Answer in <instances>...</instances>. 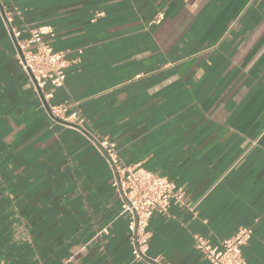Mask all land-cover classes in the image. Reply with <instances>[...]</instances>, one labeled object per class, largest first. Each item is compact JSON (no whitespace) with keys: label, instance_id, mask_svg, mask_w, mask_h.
<instances>
[{"label":"crops","instance_id":"0c3cea01","mask_svg":"<svg viewBox=\"0 0 264 264\" xmlns=\"http://www.w3.org/2000/svg\"><path fill=\"white\" fill-rule=\"evenodd\" d=\"M1 8L20 40L53 28L70 63L49 103L90 136L50 119ZM91 137L184 192L149 221L152 262L133 255ZM242 227L264 264V0H0V263L209 264L195 237L219 246Z\"/></svg>","mask_w":264,"mask_h":264},{"label":"built area","instance_id":"2783aa9c","mask_svg":"<svg viewBox=\"0 0 264 264\" xmlns=\"http://www.w3.org/2000/svg\"><path fill=\"white\" fill-rule=\"evenodd\" d=\"M102 15L103 13H98L97 17ZM7 20L10 21L8 17ZM162 20L163 13H160L155 23H160ZM53 32L51 26L41 27L30 31L29 39L20 40L22 32L12 29L16 40L17 62L46 107L50 119L87 133L83 128L85 120L77 110L72 111L69 104L49 103L53 94L46 90L47 87L49 85L55 88L64 87L66 68L70 63L68 53L55 51L46 39ZM91 138L115 173L114 186L121 191L122 211L130 216L129 230L133 255L136 260L152 262L147 256L152 237L149 221L155 215H168L173 203L183 201L184 192L177 189L176 185L166 177L141 167H127L122 162L113 141L106 138ZM252 235V227H242L233 237L223 241L219 246L210 244L200 236L195 237V244L209 264H248L243 254V247L249 243Z\"/></svg>","mask_w":264,"mask_h":264},{"label":"water","instance_id":"95a60500","mask_svg":"<svg viewBox=\"0 0 264 264\" xmlns=\"http://www.w3.org/2000/svg\"><path fill=\"white\" fill-rule=\"evenodd\" d=\"M1 11H2V13H3L4 17H5V20H6V22H7V25H8V27H9L10 32H11V35H12V37H13V34H12V28H11V26H10L8 20H7V17H6V15H5L4 11L2 10V8H1ZM13 39H14V37H13ZM14 41H15V44H16V40H15V39H14Z\"/></svg>","mask_w":264,"mask_h":264}]
</instances>
